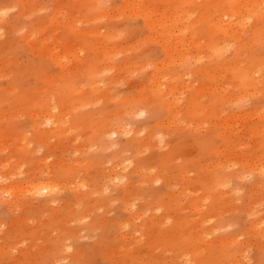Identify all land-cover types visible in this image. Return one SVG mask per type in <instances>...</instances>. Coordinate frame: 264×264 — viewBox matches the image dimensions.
<instances>
[{
    "label": "rangeland",
    "instance_id": "obj_1",
    "mask_svg": "<svg viewBox=\"0 0 264 264\" xmlns=\"http://www.w3.org/2000/svg\"><path fill=\"white\" fill-rule=\"evenodd\" d=\"M0 264H264V0H0Z\"/></svg>",
    "mask_w": 264,
    "mask_h": 264
},
{
    "label": "bare ground",
    "instance_id": "obj_2",
    "mask_svg": "<svg viewBox=\"0 0 264 264\" xmlns=\"http://www.w3.org/2000/svg\"><path fill=\"white\" fill-rule=\"evenodd\" d=\"M143 4V3H142ZM181 19V18H180ZM178 22V21H177Z\"/></svg>",
    "mask_w": 264,
    "mask_h": 264
}]
</instances>
